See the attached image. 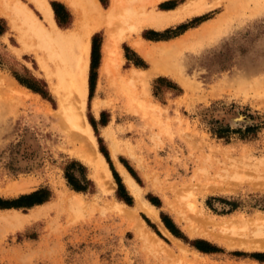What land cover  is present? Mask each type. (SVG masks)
<instances>
[{"label":"rangeland","instance_id":"1","mask_svg":"<svg viewBox=\"0 0 264 264\" xmlns=\"http://www.w3.org/2000/svg\"><path fill=\"white\" fill-rule=\"evenodd\" d=\"M15 1L43 22L29 0H0V199L40 190L49 198L27 209H0V264H264V251L252 248L264 240V228L252 223L264 216V0H192L206 9L138 34L128 29L130 14L170 13L190 1L120 0L124 20L114 28L122 34L120 53L104 77L107 29L91 35L90 45L96 35L98 56L89 93V52L84 116L129 204L117 198L112 174L113 188L104 192L90 166L72 154L81 143L58 115L59 103L39 72L37 55L15 54L22 50L21 26L13 29L9 22L8 6ZM56 1L70 14L62 20L67 25H55L76 30L77 18L67 4L47 0L49 6ZM97 1L103 10L112 2ZM138 39L156 59L162 58L160 50L169 51L177 79H134L133 70L152 67L131 46ZM93 99L101 103L98 117ZM117 163L157 210L159 223L136 210ZM64 171L84 178L86 191H72ZM25 182L26 190L16 193ZM73 194L81 196V205L69 204ZM42 207L46 210L27 218ZM161 216L180 238L164 228ZM17 217L20 225L14 223ZM139 220L153 235L151 241L135 232ZM196 240L218 252H198L189 244Z\"/></svg>","mask_w":264,"mask_h":264},{"label":"bare ground","instance_id":"2","mask_svg":"<svg viewBox=\"0 0 264 264\" xmlns=\"http://www.w3.org/2000/svg\"><path fill=\"white\" fill-rule=\"evenodd\" d=\"M29 1L41 14L43 22L39 21L33 12L19 1H15L8 6L11 28L15 29L17 23L21 26L19 28V39L22 43V50L15 51V54L19 55L21 52L27 51L34 52L37 55L39 72L48 81L51 91L59 103L58 115L68 129L74 130V135H69L75 137L81 143V148L72 154L90 166L92 178L102 191H110L114 182L105 159L97 151L92 129L86 122L84 111L87 100L90 37L94 31L102 27L107 29L101 74L103 77L108 76L111 69L115 66L116 56L120 53L119 43L122 40V34L114 31V28H116L118 21L124 20L121 14V1L112 0L110 7L107 10H103L97 0H61L67 4L77 18V27L74 31H62L55 25L52 19V10L47 0ZM189 1L182 8L170 13H145L141 15L132 13L130 14L132 24L128 29L135 34H138L144 28L158 30L172 22L200 13L206 9L203 3ZM42 23L46 24L47 28ZM26 39H31L35 44L27 45ZM131 46L152 65L150 71L147 72L133 70L134 79H137L140 83H143L151 76L158 75H169L177 79L175 71L171 68L170 59L167 57L169 55L168 50H160L159 53L162 58L156 59V54L141 39L133 41ZM100 108L101 103L98 100H94L91 104V109L96 117H98ZM71 132L73 133V131ZM72 137L68 138L72 140ZM79 142L77 143L79 144ZM113 143L115 144L114 141ZM117 166L123 177L125 187L136 200V210L144 214L152 222L159 223L157 210L143 200L141 189L118 163ZM28 184L25 182L17 190L15 189V192L26 190ZM68 202L71 206H79L82 203L81 196L73 194ZM190 206L191 204L188 202V207ZM117 207L121 206L117 204ZM44 210L46 209L42 207L27 218H33ZM123 210L121 215L127 216V212ZM16 220L15 222L13 219L14 223L18 225L23 221L20 217H17ZM252 223L255 227L264 228V216L254 217ZM137 225V231L135 232L140 239L145 242L146 240L151 241L153 235L148 233L144 222L139 220ZM162 230L167 234L163 228ZM252 248L253 250L264 251V240Z\"/></svg>","mask_w":264,"mask_h":264},{"label":"trees","instance_id":"3","mask_svg":"<svg viewBox=\"0 0 264 264\" xmlns=\"http://www.w3.org/2000/svg\"><path fill=\"white\" fill-rule=\"evenodd\" d=\"M50 7L53 11L54 14V19L55 22L57 24L58 27H63L64 22H62V20L65 18H68V14L63 10L62 7L54 4V3H50ZM178 28L184 29V27L180 26ZM165 32H168V30H166ZM126 50V49H124ZM98 56V46L96 44V35H93L91 38V45H90V65H89V73H88V91L89 93L91 92L92 89V70L94 69V64H95V60L96 57ZM126 60L129 61V59L127 58V55L124 56ZM133 65L135 67H141V64L138 62H134ZM18 83L22 84L21 82L18 81ZM29 88V87H28ZM42 97H44L43 95H41ZM246 132H248L250 129L246 128L245 129ZM224 131V130H223ZM226 131V130H225ZM220 138V137H218ZM99 152L101 153V155L104 157L106 163L109 166V169L111 171V174L113 176V179L115 180L117 187H118V193H117V198L120 199L121 201H123L126 204H129L130 198L126 197V195H121L123 191L122 186L120 185L119 179L117 178L116 174L112 171L110 163L108 161L106 152L103 151L102 149H99ZM126 170L130 173L129 169ZM130 175H132L130 173ZM64 179L66 180V184L67 186L74 192H85L86 191V184L87 182L85 181L84 178H82L81 180H78L76 178H74L72 175H70L67 171H64ZM124 194V193H123ZM124 196V197H122ZM49 198V192L48 191H44V190H40V191H35L32 192L28 195H23L18 197L15 200L12 201H2L0 199V209H20V208H31L32 206L35 205H40L43 202H45L47 199ZM148 201L153 204L156 205V201H154V199H149ZM160 220L164 226V228L174 237L180 238L176 229L174 228V226L172 225V223L165 217L161 216ZM190 246H192L195 250H197L200 253H204V254H209V253H216L218 252V249H216L215 247L208 245V243L204 242V241H192L189 243ZM252 258L259 260L260 255L258 254H252L250 255Z\"/></svg>","mask_w":264,"mask_h":264},{"label":"crops","instance_id":"4","mask_svg":"<svg viewBox=\"0 0 264 264\" xmlns=\"http://www.w3.org/2000/svg\"><path fill=\"white\" fill-rule=\"evenodd\" d=\"M54 4H56V5L60 6V7H62V8H63V10H64V11H65V12L68 14V19H69V14H70V13H69V12H68V10L66 9V7H65V6H64L62 3H60V2H57V1H56V3H54ZM50 8H51V7H50ZM51 10H52V9H51ZM52 19H53V20H54V22H55L53 11H52ZM67 23H68V22H67ZM67 23H66V22H64V24H63V25L65 26V25H67ZM55 24H56V22H55ZM56 25H57V24H56ZM64 26H63V27H64Z\"/></svg>","mask_w":264,"mask_h":264}]
</instances>
